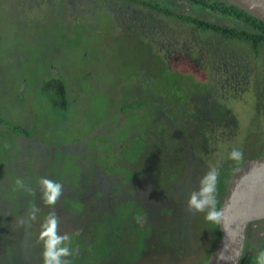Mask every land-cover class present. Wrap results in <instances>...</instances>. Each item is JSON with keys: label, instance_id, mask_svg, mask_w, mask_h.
Returning <instances> with one entry per match:
<instances>
[{"label": "trees", "instance_id": "obj_1", "mask_svg": "<svg viewBox=\"0 0 264 264\" xmlns=\"http://www.w3.org/2000/svg\"><path fill=\"white\" fill-rule=\"evenodd\" d=\"M131 1L142 3L168 16H176L183 21L194 23L202 30H212L227 38L243 39L249 43L256 60L263 58L261 53L264 48V20L229 0L189 1L196 6L205 7L239 21L243 24L241 28L178 13L157 2ZM3 10L0 8V18L5 17ZM50 41L55 42V39L46 38L45 44L48 46ZM146 52L151 53L149 48ZM21 60L19 59L18 62L20 63ZM200 67L203 69L202 65ZM143 68L138 67L139 72L143 71L140 72L143 83H149L147 90L151 89L150 92L162 94L164 86L158 90L159 87L154 85L153 79L159 78L158 82H160V75L165 71L169 73L168 68L170 67L160 69L157 73L154 70ZM129 72H132L131 75L139 76L138 71ZM245 78L247 82L249 78ZM175 84L180 87L177 82ZM133 86L134 84H126L125 95L119 102H115L113 96L109 98L110 103L117 105V108L126 114L122 119L125 124L124 135L110 131L112 129L110 122L99 126V131L92 134L98 130V124L94 123L91 127L87 124L90 119L86 118L90 117V110L96 108L101 112L102 106H106L105 100H102V93L97 95L93 91L95 87L87 88L80 85L77 90H69L67 80L60 76H50L47 80L36 82L32 87L25 86L29 102L43 109L44 126L43 128L37 127L38 131L33 125L34 114L29 113L24 121L28 125H24V123H17L11 119L12 117L8 118L4 110L0 111V207L9 212L12 211V206L16 205L17 209L23 212L24 220H28L29 212L33 207L39 209L36 219L30 222V224L33 223L32 228L28 229L30 226L27 224H23L27 227L20 228L19 232L23 234L21 245L14 241L8 227H0V264H42V242L39 241V233L42 223L52 212H55L59 218L60 234H68L71 238V249L74 252L78 250V254L68 257L71 264H146V260H149V264H180V261L187 262L190 258L182 256L181 252L170 251L169 248L162 251L161 246L169 242L166 240L168 233L157 222L160 220L171 227L173 225L169 219L173 213L172 202L163 196L165 191L162 190L168 184L166 181L161 182L163 181L162 176L168 177V172H171L183 180L181 170H185L188 165H193L194 161H203L204 166L209 159L214 161L213 159L217 158L213 156L212 150L216 145L213 140L214 136L224 137L223 140H219L222 142L227 140L226 148L231 149L224 151L227 156H223L227 159L224 166L218 162L216 164L217 169L223 171L221 175L219 174L216 192V207L219 210L233 172L245 159L264 154V147L254 153L248 151L249 148L252 149L250 147L251 137L255 133L264 135V132L254 131L251 128L253 122H248L250 125L245 127L247 129L244 131H238L236 126V134L213 135L210 133L212 126L221 128L216 125L224 126L232 123L234 114L223 103L210 101L207 91L203 94L191 93L180 99L177 98L172 108L170 105L165 107L147 102L146 99L149 97L147 90L141 91L146 96L140 100L135 96L136 91L139 90H135ZM83 93L88 98V109L81 119L76 118V114H82L79 113V108L75 111L71 110V99L73 95ZM19 94H22L20 90L16 91V95ZM19 104L26 105L28 102ZM138 107L142 108L139 112L134 110ZM162 113L166 117H162ZM25 116H27L26 113ZM72 120H74L73 123H71ZM127 120H133L134 124L128 126L125 123ZM225 120L229 123L224 122ZM29 124L32 125L29 126ZM261 129L263 126H260ZM87 136L91 138L85 140L82 147L76 145L81 137ZM31 139L36 140V144L47 153L49 157L47 167L37 165L36 159H40L42 154L37 149H33V144L30 145ZM71 139L74 142L67 144V141ZM170 139H173L172 142ZM259 140L264 142L261 136ZM91 142L93 148L90 147ZM240 142H242L240 144L242 158L232 159V162L228 163L231 150ZM26 155L29 160L22 162L21 159H24ZM153 157L157 164L163 163L157 169L161 170V175L154 174V167L151 165ZM60 158L64 161H60ZM79 159L82 160L78 161ZM144 160L150 161V172L145 173V170H142L143 167L138 168L135 165V162L139 163ZM45 161L47 160H42V162ZM23 163L26 167H22ZM162 165L166 170L161 169ZM207 171L205 168L200 176L203 177ZM200 176L190 174L187 181L188 177L184 179L186 183H192ZM41 178L52 179L63 185V194L54 206L43 202L39 184ZM140 178L150 179L154 184L153 189H150L152 194H146V196L157 195L158 200L143 198L145 192H150L144 191L146 186L142 188L135 183ZM17 181H20L23 186ZM173 186L175 187L174 184ZM167 187L170 189V186ZM155 192L157 193L154 194ZM180 195V202L187 207L186 194L180 192ZM159 209L166 211L161 219L158 217L160 214H156ZM205 215L200 212L194 214V216H200L199 224L190 231H195L196 228L198 231L202 230L206 236L211 234L217 242L220 238L219 224L205 220ZM137 216L142 218L139 223L136 220ZM167 217L168 219L164 220ZM182 218L183 226L179 223L178 227H174L177 230L190 225V223L185 225L189 220L184 214ZM19 225L22 224L19 223ZM185 234L183 230L181 235H184L186 239ZM214 246L209 248L206 255L195 264H206ZM194 255L192 258H195ZM248 259L249 250L246 241L239 264H247Z\"/></svg>", "mask_w": 264, "mask_h": 264}, {"label": "rangeland", "instance_id": "obj_2", "mask_svg": "<svg viewBox=\"0 0 264 264\" xmlns=\"http://www.w3.org/2000/svg\"><path fill=\"white\" fill-rule=\"evenodd\" d=\"M149 1L160 3L163 7L178 13L210 22L231 27L240 26L239 28L243 25L230 17L196 6L189 0ZM0 8L4 9L5 14L4 18H0V111L4 110L8 118L12 117L11 119L17 123H24L31 113L34 114L35 129L43 128V109L29 102L25 86L32 87L36 82L40 83L50 76H60L67 80L69 90H77L80 85L87 88L95 87L93 91L97 95L102 93V100H105L106 106H102L101 112L96 108L90 110V117L86 118L90 119L87 122L89 126L92 127L96 123L99 127L110 122L112 124L110 131L124 135L125 124L122 119L126 114L121 112L117 105L110 103L109 98L113 96L114 99H112L119 102L125 95L126 84H134V89L139 90L136 91L135 96L140 100L143 99L146 95L141 91H146L149 83H143L140 73L143 71L139 72L138 67L154 70L155 73L170 67L169 73L165 71L160 75V82H158L159 78L153 79L154 85L159 87L158 90L164 86L162 94L150 92L151 89L147 90L149 96L146 99L147 102L165 107L170 105L173 108L175 99L191 93L197 95L207 91L210 101L223 103L234 114L232 123L224 126L216 125L221 128L212 126L210 133L213 135L236 134L235 127H238V131H244L247 129L245 127L250 125L248 122H253L251 128L254 131L264 132V48L261 53L263 58L256 60L249 43L243 39L227 38L212 30H202L194 23L154 11L134 1L0 0ZM46 38L50 40L54 38L55 42L50 41L47 46ZM147 48L151 53L146 52ZM19 59L23 60L19 63ZM131 70L138 71L139 76L131 75L132 72H129ZM127 72L131 75V79ZM245 77L249 78L247 82ZM175 82L180 87L176 86ZM114 84L116 85L112 88ZM101 86L103 87L100 89ZM18 90L22 94L17 96ZM23 102L28 104H19ZM87 103L88 98L85 97V93L72 96L71 110L75 111L79 108V113H82L76 114V118L84 117L83 113L88 109ZM134 110L139 112L142 108L138 107ZM161 116L166 117L163 113ZM224 122L229 123L226 120ZM125 123L131 126L134 121L127 120ZM24 125L28 124L24 123ZM260 126H263V129L260 130ZM84 129L88 130L86 127ZM99 129L100 127L92 134L97 133ZM184 129L186 130V127ZM90 136L81 137L76 145L82 147V143L91 138ZM260 136L264 139V135H256V133L251 137L252 149L249 148L248 151L254 153L264 147V142L259 140ZM214 138L216 145L212 150L213 156L217 158H214V161L209 159L205 166L203 161L198 160L194 161L193 165L186 166L185 170H181L183 177H188L186 181L190 178V174L200 176L205 168L207 170L213 167L218 168L216 164L224 166L227 162V159L223 158L224 155L226 156L225 149H231L226 148L227 140L222 142L224 137L214 136ZM170 140L172 142L173 139ZM219 141H221L220 144H218ZM72 142H74L73 139L68 140L67 144ZM32 144L33 149H37L42 154L40 159H36L37 165L47 167L49 163L47 153L36 144V140L31 139L30 145ZM240 144L242 142L237 143L233 149H241ZM90 147L93 148L92 142ZM91 154L94 156L93 151ZM27 155L21 159L22 162L29 160ZM99 157L102 158V156ZM152 159L154 174L161 175V170L157 169L163 163L157 164L155 157ZM42 160L47 161L42 162ZM80 160L82 159L78 161ZM60 161L63 162L64 159L60 158ZM144 161L135 162V165L138 168L143 167L142 170H145V173L150 172V161ZM231 162L232 159L228 157V163ZM23 165L22 167H26V164L23 163ZM161 169L166 170L164 165ZM218 171L220 175L223 173L219 169ZM168 173V177L162 176L161 182L166 181L167 186H170V189L166 186L162 190L165 191L163 196L172 202L173 213L169 219L173 225L171 227L160 220L157 222L168 233L166 240L169 242L161 246L162 251L169 248L170 251L181 252L182 256L190 258L187 262L180 261V264H195L216 242L211 234L206 236L202 230L198 231L196 228L195 231H190L198 227L200 216H194L186 211L179 197L181 198V192L185 193L188 199L193 191L198 190L202 176L197 181L186 183L184 178L181 180L173 173ZM135 183L142 188L146 186L144 191L150 192H145L143 198L158 200L157 195L146 196V194H152L150 189H153L154 184L150 179L140 178ZM175 198L178 199L175 200ZM165 213L166 211L162 209L156 211V214H160L159 219ZM182 214L189 220L185 225L189 223L190 225L177 230L174 227H178L179 223L183 222ZM21 219H24L23 212L19 211L16 205H13L12 211L9 212L0 207V227H8L10 235L20 245L23 244V234L19 230L27 227V225H19ZM167 219L168 217L164 220ZM32 226L33 223L28 229ZM183 230L186 232V239L184 235H181ZM246 241L249 250L247 264H256L257 253L264 250V221L258 220L248 224ZM193 255L195 258H192ZM145 263L149 264V260Z\"/></svg>", "mask_w": 264, "mask_h": 264}, {"label": "water", "instance_id": "obj_3", "mask_svg": "<svg viewBox=\"0 0 264 264\" xmlns=\"http://www.w3.org/2000/svg\"><path fill=\"white\" fill-rule=\"evenodd\" d=\"M264 20V0H229ZM219 210L220 238L206 264H239L248 224L264 219V154L246 159L231 175Z\"/></svg>", "mask_w": 264, "mask_h": 264}, {"label": "clouds", "instance_id": "obj_4", "mask_svg": "<svg viewBox=\"0 0 264 264\" xmlns=\"http://www.w3.org/2000/svg\"><path fill=\"white\" fill-rule=\"evenodd\" d=\"M243 156L240 149H233L229 158L239 160ZM219 171L217 168H210L199 181L198 190L193 191L188 200L186 211L191 214L206 213L205 220L220 224L223 212L216 207V192ZM21 184L20 181H17ZM42 190V199L46 205L54 206L63 194V185L52 179L41 178L39 181ZM21 186H23L21 184ZM38 208L33 207L28 215V220L21 219L20 224H27L36 219ZM141 222L140 216L136 217ZM59 218L55 212L50 213L41 225L39 241L42 242V264H71L68 257L78 254L71 247V238L68 234H60ZM256 264H264V250H260L256 256Z\"/></svg>", "mask_w": 264, "mask_h": 264}, {"label": "flooded vegetation", "instance_id": "obj_5", "mask_svg": "<svg viewBox=\"0 0 264 264\" xmlns=\"http://www.w3.org/2000/svg\"><path fill=\"white\" fill-rule=\"evenodd\" d=\"M129 1H131V0H129ZM145 1H149V0H145ZM149 2H151V1H149ZM137 3V2H136ZM152 3H154V2H152ZM142 4V3H141ZM145 6V5H144ZM147 7V6H146ZM149 8V7H148ZM263 155V154H262ZM254 157H256V156H254ZM252 158V157H251ZM249 159V158H248ZM246 160V159H245Z\"/></svg>", "mask_w": 264, "mask_h": 264}]
</instances>
